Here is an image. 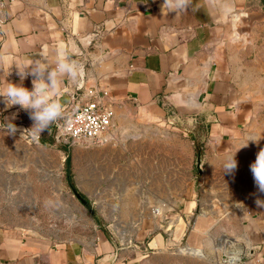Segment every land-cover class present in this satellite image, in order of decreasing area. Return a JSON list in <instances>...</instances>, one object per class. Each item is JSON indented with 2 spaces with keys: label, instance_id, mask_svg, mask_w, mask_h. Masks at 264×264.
<instances>
[{
  "label": "crops",
  "instance_id": "crops-1",
  "mask_svg": "<svg viewBox=\"0 0 264 264\" xmlns=\"http://www.w3.org/2000/svg\"><path fill=\"white\" fill-rule=\"evenodd\" d=\"M162 2L0 0V86L21 83L16 66L28 61L54 69L65 49L83 72L62 78L56 99L64 115L93 88L112 108L110 143L95 146L88 176L118 192L94 202L89 237L0 225V264H264V193L249 167L264 147V0H192L176 14ZM27 116L0 100V128ZM249 137L259 139L236 151Z\"/></svg>",
  "mask_w": 264,
  "mask_h": 264
},
{
  "label": "rangeland",
  "instance_id": "rangeland-1",
  "mask_svg": "<svg viewBox=\"0 0 264 264\" xmlns=\"http://www.w3.org/2000/svg\"><path fill=\"white\" fill-rule=\"evenodd\" d=\"M32 124L28 115L14 135H8V128H0V225L54 242L89 237L99 225L94 202L108 205L118 193L96 189V181L103 184L110 177L95 180L88 176L89 171L94 172L95 153L101 152L95 146L108 144L67 142L57 136L54 123L35 134Z\"/></svg>",
  "mask_w": 264,
  "mask_h": 264
},
{
  "label": "clouds",
  "instance_id": "clouds-1",
  "mask_svg": "<svg viewBox=\"0 0 264 264\" xmlns=\"http://www.w3.org/2000/svg\"><path fill=\"white\" fill-rule=\"evenodd\" d=\"M217 2L218 0H207V3L213 7ZM191 8L192 0H163L161 4V10H167V13H186ZM222 10L225 14L232 11L227 5ZM16 68L21 83L16 84L5 79L6 84L0 86V100L3 101L5 109L19 106V109L26 111L33 121L31 128L34 133L42 134L54 122L62 118L64 108L56 99L61 79L67 77L75 80L83 72V68L75 61L70 60L68 52L63 48L59 51L54 69L46 64L33 61H28L21 66H16ZM28 76L33 77L31 89L22 84ZM5 123L7 124L8 135H14L17 131L16 125L10 120ZM258 139L249 137L236 151L246 147L249 140L257 142ZM236 151L226 159L223 165L224 172L230 175H234L238 167L235 158ZM249 167L256 189L264 193V147L256 153V158ZM256 204L259 207H264V200L257 198Z\"/></svg>",
  "mask_w": 264,
  "mask_h": 264
},
{
  "label": "built area",
  "instance_id": "built-area-1",
  "mask_svg": "<svg viewBox=\"0 0 264 264\" xmlns=\"http://www.w3.org/2000/svg\"><path fill=\"white\" fill-rule=\"evenodd\" d=\"M80 88L82 85L78 86V89ZM86 93L90 96L89 99L54 122L57 136L64 137L71 143L109 144L114 112L111 107L95 97L93 88L86 89ZM153 212L157 214L159 209L155 208Z\"/></svg>",
  "mask_w": 264,
  "mask_h": 264
},
{
  "label": "water",
  "instance_id": "water-1",
  "mask_svg": "<svg viewBox=\"0 0 264 264\" xmlns=\"http://www.w3.org/2000/svg\"><path fill=\"white\" fill-rule=\"evenodd\" d=\"M194 145L196 147V157H195V166L198 172H201V161H202V145L198 141H194Z\"/></svg>",
  "mask_w": 264,
  "mask_h": 264
},
{
  "label": "trees",
  "instance_id": "trees-1",
  "mask_svg": "<svg viewBox=\"0 0 264 264\" xmlns=\"http://www.w3.org/2000/svg\"><path fill=\"white\" fill-rule=\"evenodd\" d=\"M200 144H201V142H200ZM65 165H66V169L68 168V166H69V158L67 157L66 159H65Z\"/></svg>",
  "mask_w": 264,
  "mask_h": 264
}]
</instances>
